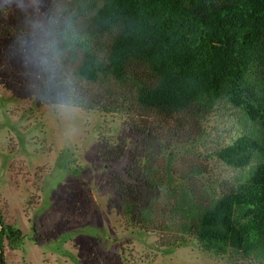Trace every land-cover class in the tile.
I'll use <instances>...</instances> for the list:
<instances>
[{"label": "rangeland", "instance_id": "rangeland-1", "mask_svg": "<svg viewBox=\"0 0 264 264\" xmlns=\"http://www.w3.org/2000/svg\"><path fill=\"white\" fill-rule=\"evenodd\" d=\"M18 23L0 24L2 264H257L226 244L204 249L168 223L167 210L181 194L210 204L245 174L215 151L258 125L225 101L196 117L134 103L124 114L67 111L20 63ZM104 85L83 87L100 93ZM132 94L124 86L125 101ZM142 180L161 185L148 191ZM123 201L150 213L122 214Z\"/></svg>", "mask_w": 264, "mask_h": 264}, {"label": "trees", "instance_id": "trees-1", "mask_svg": "<svg viewBox=\"0 0 264 264\" xmlns=\"http://www.w3.org/2000/svg\"><path fill=\"white\" fill-rule=\"evenodd\" d=\"M65 4L76 13L85 34L73 62L75 106L124 114L134 103L143 111L196 117L215 101H225L258 125L242 126L215 151L231 168L248 167L245 174L210 204L185 200L181 194L167 212L168 223L195 237L204 249L226 244L264 264V0ZM103 82L100 93L83 87ZM124 86L133 92L129 101ZM140 184L152 192L161 185L153 180ZM128 204L122 202V214L139 211L143 218L141 213H150ZM4 228L0 218V234Z\"/></svg>", "mask_w": 264, "mask_h": 264}, {"label": "clouds", "instance_id": "clouds-1", "mask_svg": "<svg viewBox=\"0 0 264 264\" xmlns=\"http://www.w3.org/2000/svg\"><path fill=\"white\" fill-rule=\"evenodd\" d=\"M14 17L19 21L14 41L20 63L47 96L72 111L77 82L73 62L85 40L76 13L63 0H0V24Z\"/></svg>", "mask_w": 264, "mask_h": 264}, {"label": "water", "instance_id": "water-1", "mask_svg": "<svg viewBox=\"0 0 264 264\" xmlns=\"http://www.w3.org/2000/svg\"><path fill=\"white\" fill-rule=\"evenodd\" d=\"M0 264H2V262H1V258H0Z\"/></svg>", "mask_w": 264, "mask_h": 264}]
</instances>
